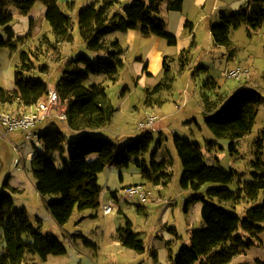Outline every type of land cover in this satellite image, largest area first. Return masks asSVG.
I'll list each match as a JSON object with an SVG mask.
<instances>
[{
    "label": "rangeland",
    "instance_id": "374dc122",
    "mask_svg": "<svg viewBox=\"0 0 264 264\" xmlns=\"http://www.w3.org/2000/svg\"><path fill=\"white\" fill-rule=\"evenodd\" d=\"M93 1L58 0L61 10L72 20V37L62 42L57 41L50 24L45 22L46 19L44 21L41 13H45L47 8L41 0H37L28 14L20 13L9 4L6 9L13 15L10 26L15 37L23 36L24 40L18 43L15 39L18 48L0 50V87H16L21 49L31 52L35 60V70L25 72V77L40 78L47 82L50 89L56 88L69 59L80 54H86L94 61L108 59V49L99 52L91 50L80 30L78 13ZM119 1L122 5L130 3V0ZM229 1L234 4L226 3ZM240 1L220 0L219 6L226 7L215 8L211 13V2L201 10L194 0H162L160 16L167 22V33L177 37V45H169L165 38L155 34L144 35L140 30L133 34L115 31L114 34L121 39V58L124 61L119 67L117 79L100 73L91 74L84 82L85 86L101 84L105 87L113 105L111 122L98 129L97 134L121 145L150 133L153 140L148 151L138 157V164L131 162L125 168L109 166L99 174V208L76 209L64 226L59 225L47 208V202L55 196H41L35 187L32 153L44 152L42 141L38 137L26 140L27 133L21 131L7 136L0 132V193H11L14 196L13 208L25 210L37 230L55 235L67 249L66 254L49 255L47 260L28 253L24 264H172L182 246L190 245L192 231L204 226L200 209L202 202L191 203L188 211L186 204L192 197L206 195L212 188L224 187L217 182L205 183L198 190L182 186L184 166L174 144L176 134L197 141L206 163L233 172L235 180L226 185L233 191L264 173V98L252 130L239 139L236 152L231 151V140L217 137L205 121L206 99L213 111L243 86L257 90L264 97V25L251 29L248 21H244L231 30L232 44L229 46L217 44L210 31L211 25L219 20L220 13L232 14L236 10L234 6ZM248 1L250 4L252 0L243 4ZM115 9L119 10L118 7ZM186 12L198 28L193 38L189 27H180V17ZM35 14L37 18L31 19L36 17ZM111 35L107 36V40ZM192 40H196L197 46L194 41V46L187 53L188 67L181 70L178 57ZM165 56L170 57L172 70L169 79L163 78ZM236 65L248 67L250 76L241 80L228 79L224 71ZM43 66H46L45 71L41 69ZM160 81L163 86L154 90ZM148 105L153 108L149 109ZM25 110L26 106L18 100L0 103V114H18ZM149 113L157 114L158 120L153 127L142 128L140 123L146 121ZM53 124L68 136L65 149L59 154L61 163L63 158L68 159V141L78 137L80 131L70 129L66 121L51 116L38 124L33 132L45 130ZM88 131L94 132L93 129ZM154 153L156 161L165 160L167 163L170 180L167 184L156 185L154 182L158 173L147 178L138 166L147 168ZM123 182L128 184L125 187L142 183L147 191L146 200L120 202L113 213L105 214L103 205L114 203L112 192L124 189ZM263 198L264 194L255 202L222 203L230 209L233 206L235 210H232L243 217L247 209L261 203ZM168 213L170 219L166 224ZM127 228H130V233ZM245 236L248 240L253 239L254 245L235 256L230 264H258L259 260L264 261V230L257 238L251 234ZM136 238L141 243L140 250L133 246ZM4 251V239L0 235V256ZM154 252L158 259H155Z\"/></svg>",
    "mask_w": 264,
    "mask_h": 264
},
{
    "label": "trees",
    "instance_id": "16d2710c",
    "mask_svg": "<svg viewBox=\"0 0 264 264\" xmlns=\"http://www.w3.org/2000/svg\"><path fill=\"white\" fill-rule=\"evenodd\" d=\"M36 2L37 0H0V50L18 48L17 44L24 40L23 36L15 37V32L10 26L13 15L5 7L12 4L22 14H28ZM41 2L47 8L45 18L57 41L70 40L71 17L61 10L58 0ZM161 5L162 0H130L126 5H122L119 0H95L78 13L80 30L88 47L98 52L108 49L109 58L94 61L86 54H80L74 59H69L57 83L55 89L67 106L66 122L70 129L80 131L78 137L68 141V159L63 158L58 164L56 155L63 153L68 138L59 127L53 124L36 134L42 140L44 152L37 151L31 160L35 187L41 196L56 197L47 202V208L59 225L64 226L76 209L83 211L100 207L101 186L98 180L99 174L106 167L125 168L131 162L138 164V157L148 151L153 140L151 133L122 145L109 137L97 134L98 129L111 122L114 109L105 87L101 84L85 86L84 82L91 74L100 73L109 75L113 80L117 79L119 67L124 64L121 58V44L117 38L107 40V36L115 31L137 29L144 35L155 34L165 38L169 45H177V37L167 33L166 22L160 16ZM116 7L119 10L115 9ZM244 21H248L251 29L264 25V0H252L250 4L248 1L229 15L220 13L219 20L211 25L214 41L221 46L231 45V30L238 28ZM190 23L187 21L185 27L188 28ZM15 39L18 43H15ZM193 44L194 41L183 49L178 57L181 70L188 67L187 53ZM168 57L163 59L164 79L170 78L172 70ZM20 58L15 77L16 87H0V103L18 100L28 106L50 90L44 80L25 77V72L35 70L33 54L21 49ZM45 67L41 69L45 71ZM147 68L146 66L145 69ZM162 86L160 81L154 90H159ZM243 87L213 111L210 110V101H205L206 125L217 137L231 140L232 152L238 150L239 139L252 130L259 105L264 98L257 90ZM88 129H93L94 132ZM174 144L184 166L181 179L184 188L192 187L198 190L208 182L221 183L224 187L212 188L206 195L192 197L186 204L188 211L191 203H203L201 215L204 226L192 231L190 245L182 246L172 264H230L235 256L254 245V240L246 239L245 234L257 238L264 230V225H261L264 223V198L261 203L247 209L243 217L234 211L233 206L231 208L234 210L222 202L259 201L264 194V173L248 181L244 187L239 186L233 191L226 185L235 180V174L206 163L197 141L176 134ZM138 166L147 178L158 173L155 184H167L170 181L167 177V163L165 160L156 161L155 153L147 168ZM116 193L113 191L112 195L115 197ZM13 207L14 196L2 191L0 235L4 239L5 251L0 256V264H24L28 253L35 254L42 260H47L49 255L67 253L58 237L40 232L25 210H15ZM129 229L127 228L128 233ZM133 246L142 249L137 238ZM154 257L158 259L156 252ZM257 263L264 264V261L259 260Z\"/></svg>",
    "mask_w": 264,
    "mask_h": 264
},
{
    "label": "built area",
    "instance_id": "2783aa9c",
    "mask_svg": "<svg viewBox=\"0 0 264 264\" xmlns=\"http://www.w3.org/2000/svg\"><path fill=\"white\" fill-rule=\"evenodd\" d=\"M224 75L228 79H246L250 76V69L243 65H236L226 69ZM51 116L64 121L68 118L66 103L61 99L56 89H50L35 103L26 106L24 112L18 114L1 113L0 132L7 136L11 132L21 131L27 133L25 138L26 140H30L37 136L33 132V129ZM157 120V114L149 113L146 121L140 123V126L142 128L153 127ZM146 198L147 191L142 183L131 185L116 193L114 203H105L103 211L105 214H111L120 202L132 200L145 201Z\"/></svg>",
    "mask_w": 264,
    "mask_h": 264
},
{
    "label": "crops",
    "instance_id": "0c3cea01",
    "mask_svg": "<svg viewBox=\"0 0 264 264\" xmlns=\"http://www.w3.org/2000/svg\"><path fill=\"white\" fill-rule=\"evenodd\" d=\"M170 1V0H169ZM195 1V3H196V5L197 6H199V8H201V10H204L205 9V7H206V5H207V3L208 2H211L212 3V11H211V13L214 11V9L215 8H218V7H221V9H223V8H225L226 7V5H220L219 6V4H220V0H214L213 2L211 1V0H194ZM246 0H241L240 2H237V4L234 6V8L233 9H236V10H238L242 5H244L243 4V2H245ZM226 3H230V5H232V4H234V2L233 1H229V2H226ZM236 3V2H235ZM242 4V5H241ZM9 5V4H8ZM6 6L5 7V9L7 8H9V6ZM6 9V10H7ZM17 9V8H16ZM18 10V9H17ZM8 11V10H7ZM19 11V10H18ZM20 12V11H19ZM21 13V12H20ZM36 15V17H32L31 19H36L37 18V14H35ZM41 15L44 17V21H45V15H46V12L44 13V11L41 13ZM189 14H188V12H186L185 14H182L181 15V17H180V27H184L185 26V23L187 22V21H190L191 23L189 24V28H190V36L191 35H193L192 36V38L193 37H195V34L197 33V26L194 24V22L193 21H191V20H189L190 18H189V16H188ZM217 17V16H216ZM30 19V20H31ZM218 21V20H217ZM47 24H48V22H47V20L45 21ZM166 22V21H165ZM30 24H31V22H30ZM166 24H167V22H166ZM167 26V25H166ZM183 29V28H182ZM137 29H130V30H128V31H126V32H128V33H131V34H133V33H136L137 31H136ZM210 31H211V27H210ZM115 32H113L112 33V35L108 38V40H112V39H115V38H117L118 40H119V42H120V44H121V39H119V37L116 35V34H114ZM114 34V35H113ZM193 41V40H192ZM191 41V42H192ZM195 41V46H197V42H196V40H194ZM191 42H190V44H191ZM154 52V51H153ZM149 61V60H148ZM147 63V62H146ZM147 67H148V63H147ZM149 74H151V73H149ZM14 89V88H13ZM148 108L150 109H152L153 108V106H149L148 105ZM34 133L35 134H39V131H36V130H34ZM38 137V136H37ZM39 138V137H38ZM42 141V140H41ZM36 152H33L32 153V157L34 156V154H35ZM57 156V159H58V164H60V162H59V154H57L56 155ZM137 184V183H136ZM12 185V184H11ZM128 184H124V182H123V187H125V186H127ZM156 185H163V184H156ZM12 186H14V185H12ZM100 203H101V201H100ZM195 203H197V202H195ZM202 207H203V203H202ZM202 207L200 208L201 209V211H202ZM169 219H170V216H169V213H168V215H167V217H166V224H169L168 222H169ZM168 220V221H167ZM120 229V228H119ZM170 235H172V234H170ZM171 240H173V239H171Z\"/></svg>",
    "mask_w": 264,
    "mask_h": 264
},
{
    "label": "bare ground",
    "instance_id": "6f19581e",
    "mask_svg": "<svg viewBox=\"0 0 264 264\" xmlns=\"http://www.w3.org/2000/svg\"><path fill=\"white\" fill-rule=\"evenodd\" d=\"M116 209V208H115Z\"/></svg>",
    "mask_w": 264,
    "mask_h": 264
}]
</instances>
